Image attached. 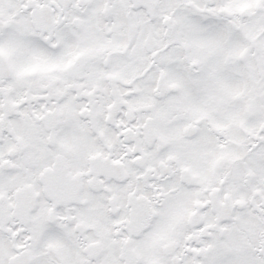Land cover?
Returning <instances> with one entry per match:
<instances>
[{"label": "snow or ice", "instance_id": "1", "mask_svg": "<svg viewBox=\"0 0 264 264\" xmlns=\"http://www.w3.org/2000/svg\"><path fill=\"white\" fill-rule=\"evenodd\" d=\"M0 264H264V0H0Z\"/></svg>", "mask_w": 264, "mask_h": 264}]
</instances>
